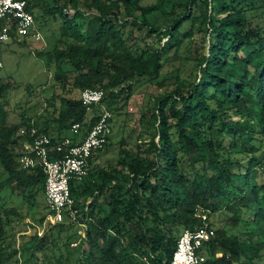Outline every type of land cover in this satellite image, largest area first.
<instances>
[{"label":"trees","instance_id":"obj_1","mask_svg":"<svg viewBox=\"0 0 264 264\" xmlns=\"http://www.w3.org/2000/svg\"><path fill=\"white\" fill-rule=\"evenodd\" d=\"M28 1L34 17L40 10L52 23L61 20L54 46L37 51L54 65L60 92L46 98L40 114L23 113L17 123L0 103V164L7 175L0 181V264H171L180 235L212 226L209 215L223 221L202 248L209 264H264V0ZM156 12L164 17L152 21ZM197 33L195 78L178 74L175 86L152 96L150 137L131 147L121 139L116 162L97 167L86 183L71 180L80 216L50 222L42 235L35 224L43 226L50 210L26 223L28 215L8 205L3 192L16 190L33 206L45 194L46 177L41 167H21L31 139L20 129L33 125L58 141L79 123V136L70 137L79 142L103 107L119 112L140 79L158 80ZM10 88L0 77V102L9 100ZM88 88L105 91L89 110L81 99Z\"/></svg>","mask_w":264,"mask_h":264},{"label":"rangeland","instance_id":"obj_2","mask_svg":"<svg viewBox=\"0 0 264 264\" xmlns=\"http://www.w3.org/2000/svg\"><path fill=\"white\" fill-rule=\"evenodd\" d=\"M156 0H142L144 4H149L155 2ZM39 2V6H42L43 0H34L33 4L36 5ZM44 4H46L44 2ZM80 7H83L82 3ZM36 18V27L40 30L43 36L42 41H38L30 36L27 38V43H21L17 40L11 42H0V56L2 61V66H0V77L2 82L11 83V88L9 92V100L1 101L3 108L9 113V120L11 122H18L21 118V114H26L30 117H35L40 114L46 107V98L50 97L54 91L60 92V88L54 86L55 84V72L54 65L50 67L47 66V60L44 57H40L37 51L41 49L52 48L56 43L57 36H59L60 21H52V16L43 14L40 10L34 11ZM66 13L72 17L75 13L74 9L67 10ZM164 17L160 12H156L150 15L152 21L161 20ZM221 17V15L219 16ZM133 24L127 26L128 30L133 29ZM21 39V38H20ZM199 39V34H195L194 42L186 40L180 50V55L178 60L172 61L164 68L161 77L152 83L146 82L145 79L141 78L136 84L135 93L129 99L128 103L122 107L118 112L113 111L112 120V133L110 135L109 147L105 150L97 151L94 157L102 160L99 166L107 167L110 163L116 162L119 156V142L121 139H125L128 144L127 147L133 146L136 139H148L153 132L154 128L149 124V118L153 112L151 107L152 102L150 99L152 96L157 95L158 92L163 91L166 87L172 88L177 83V75L187 81H192L195 78L197 69L195 67V60L193 51L197 47V41ZM165 41V40H164ZM163 41V42H164ZM47 42L49 45H47ZM39 43L45 44V47L39 48L41 46ZM30 44L32 46L30 47ZM36 45V46H35ZM192 45V46H191ZM192 47V48H193ZM66 70L68 71V76L71 81L74 80L75 74L69 70V66L66 65ZM165 78L168 83L167 86H161L158 81ZM119 103V106L123 104ZM60 105V101H57V106ZM91 114V112H89ZM143 118V128H136L138 121ZM80 131V128L78 129ZM75 131L74 128L69 130H64L63 134H69ZM54 134H56L54 132ZM98 166V167H99ZM97 168L88 170V175L82 180L77 181L78 183H86L92 176V171H96ZM6 173L0 164V181L6 178ZM20 192L11 193V191L6 190L3 192V197L7 201L8 205H16L20 208L22 213L27 214L25 222L33 224V217H41L42 214H47L49 209L45 199V194L39 198V203L30 206L28 200L22 199ZM107 193L104 192L100 197L96 199L95 206L100 207V204L104 201ZM91 201V199H89ZM84 206V204H82ZM83 206H81L83 208ZM211 218V223L214 229H217L219 225L223 222L217 220L214 215H209ZM54 224V222L47 220L44 221L43 226L36 225V229L42 235L47 230H49V223ZM66 222H71L68 218ZM131 228L134 232L137 231V226L131 224ZM29 232L33 231L32 227H28ZM73 247H78L73 246ZM66 252V251H65Z\"/></svg>","mask_w":264,"mask_h":264},{"label":"built area","instance_id":"obj_3","mask_svg":"<svg viewBox=\"0 0 264 264\" xmlns=\"http://www.w3.org/2000/svg\"><path fill=\"white\" fill-rule=\"evenodd\" d=\"M28 6V0H0V18L3 20L0 42L11 41L14 33L18 38L31 36L38 41L43 40L42 33L36 27L34 14ZM104 95L102 88H88L82 91L81 99L89 110L93 105L99 104ZM112 118V111L103 107L88 135L76 143L70 137L54 141L50 135L33 125L20 129L21 135L31 139L24 142V152L19 157L21 167H41L46 177L45 198L50 210L47 220L57 223L80 216L81 209L72 196L70 182L82 181L88 175L90 158L97 151L103 150L109 141ZM79 127V123L73 125L75 130ZM262 171L264 172V158ZM202 217L207 219L205 214ZM82 226L86 227L84 224ZM84 228L79 232L81 237H85ZM214 235V227L207 223L202 227L185 229L178 239L171 264H209L208 256L202 248ZM80 240L72 245H78Z\"/></svg>","mask_w":264,"mask_h":264},{"label":"crops","instance_id":"obj_4","mask_svg":"<svg viewBox=\"0 0 264 264\" xmlns=\"http://www.w3.org/2000/svg\"><path fill=\"white\" fill-rule=\"evenodd\" d=\"M31 37V36H30ZM28 37H25V38H19L18 39V42H21L22 43V41L23 40H25V39H27ZM32 38V37H31ZM13 41V40H12ZM11 42V41H10ZM47 45H49L48 44V42H47ZM32 46V44H30V47ZM36 46V45H35ZM37 46H41V47H39V48H42V47H45L46 45L45 44H42V43H39V45H37ZM78 135V133L77 132H73V133H69V134H63V133H61V135L62 136H64V137H73V136H75V135ZM79 136V135H78ZM81 140H83V138H78V140L77 141H81ZM102 162V160L101 159H99V158H97V157H93L92 158V161H91V165H90V169L92 170L93 168H97L98 166H99V164Z\"/></svg>","mask_w":264,"mask_h":264}]
</instances>
